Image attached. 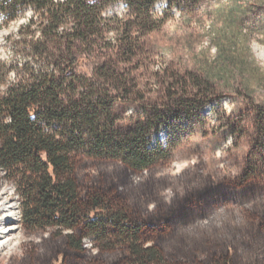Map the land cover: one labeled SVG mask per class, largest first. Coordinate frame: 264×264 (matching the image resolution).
Listing matches in <instances>:
<instances>
[{
	"label": "rangeland",
	"instance_id": "obj_1",
	"mask_svg": "<svg viewBox=\"0 0 264 264\" xmlns=\"http://www.w3.org/2000/svg\"><path fill=\"white\" fill-rule=\"evenodd\" d=\"M262 1L157 0L151 19L138 18L128 0L104 11L108 38L131 27L136 46L123 67L131 69L140 95L115 104L117 126L145 133L147 149L165 156L136 170L83 150L77 179L84 199L100 192L126 206L128 217L142 223L138 243L154 247L163 260L137 259L113 224L105 228L109 241L88 234L85 224L28 228L13 183L4 179L0 264H264ZM36 15L29 6L7 21L0 10V64H40L16 42ZM145 25L155 30L144 31ZM98 62L85 58L83 70L92 73ZM189 74L203 80L202 105L193 101L191 86L178 81ZM15 77L13 69L0 90ZM9 212L13 218L6 220ZM70 234L82 238L81 249L70 244Z\"/></svg>",
	"mask_w": 264,
	"mask_h": 264
},
{
	"label": "trees",
	"instance_id": "obj_2",
	"mask_svg": "<svg viewBox=\"0 0 264 264\" xmlns=\"http://www.w3.org/2000/svg\"><path fill=\"white\" fill-rule=\"evenodd\" d=\"M114 1L0 0L7 21L29 6L36 8L38 15L20 28L16 42L40 63L0 64V85L7 83L11 70L16 74L0 90V181L13 183L28 228L57 226L63 231L85 224L88 234L109 241L105 228L113 224L137 259L163 260L155 248L143 249L138 243L142 227L128 217L126 206L100 192L84 199L77 179L76 157L83 150L122 159L136 170L165 156L147 149L145 133H125L117 126L115 104L140 92L131 69L123 67L124 59L135 55L133 28L117 30L116 40L107 36L103 14ZM128 1L138 18H152L157 0ZM142 29L155 30L147 25ZM91 57L99 62L89 74L82 62ZM178 81L191 86L197 106L207 101L200 98L201 77L189 74ZM69 241L74 248L83 247L74 234Z\"/></svg>",
	"mask_w": 264,
	"mask_h": 264
},
{
	"label": "bare ground",
	"instance_id": "obj_3",
	"mask_svg": "<svg viewBox=\"0 0 264 264\" xmlns=\"http://www.w3.org/2000/svg\"><path fill=\"white\" fill-rule=\"evenodd\" d=\"M225 101H226V100H225ZM160 134H161L162 136H164V132H161ZM155 138H156V136H155ZM159 138H160V137H159ZM160 139H161V138H160ZM161 140H162V139H161ZM8 208H9L8 206H2V209H3V210H8ZM4 217H5L6 220H10V219L13 218V217L10 215V212L7 213ZM1 230H3V233L6 232V231H5V227L0 228V231H1Z\"/></svg>",
	"mask_w": 264,
	"mask_h": 264
},
{
	"label": "flooded vegetation",
	"instance_id": "obj_4",
	"mask_svg": "<svg viewBox=\"0 0 264 264\" xmlns=\"http://www.w3.org/2000/svg\"><path fill=\"white\" fill-rule=\"evenodd\" d=\"M139 224L142 226V223L141 222H139ZM148 248H154V247H148Z\"/></svg>",
	"mask_w": 264,
	"mask_h": 264
}]
</instances>
